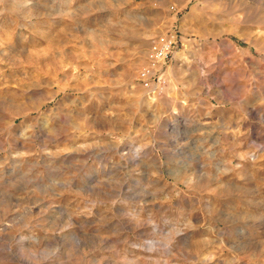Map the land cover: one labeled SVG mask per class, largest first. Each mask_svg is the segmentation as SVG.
Masks as SVG:
<instances>
[{"label": "rangeland", "instance_id": "obj_1", "mask_svg": "<svg viewBox=\"0 0 264 264\" xmlns=\"http://www.w3.org/2000/svg\"><path fill=\"white\" fill-rule=\"evenodd\" d=\"M0 264H264V0H0Z\"/></svg>", "mask_w": 264, "mask_h": 264}, {"label": "built area", "instance_id": "obj_2", "mask_svg": "<svg viewBox=\"0 0 264 264\" xmlns=\"http://www.w3.org/2000/svg\"><path fill=\"white\" fill-rule=\"evenodd\" d=\"M177 37V32L169 29L151 41L147 52L148 63L139 71V80L144 88H153L159 80L160 74H158L157 66L172 58Z\"/></svg>", "mask_w": 264, "mask_h": 264}]
</instances>
